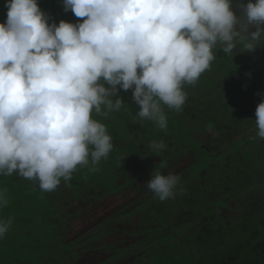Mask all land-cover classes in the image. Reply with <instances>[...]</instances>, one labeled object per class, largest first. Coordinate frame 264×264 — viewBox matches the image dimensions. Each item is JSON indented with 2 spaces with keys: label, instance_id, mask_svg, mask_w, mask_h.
I'll return each mask as SVG.
<instances>
[{
  "label": "trees",
  "instance_id": "16d2710c",
  "mask_svg": "<svg viewBox=\"0 0 264 264\" xmlns=\"http://www.w3.org/2000/svg\"><path fill=\"white\" fill-rule=\"evenodd\" d=\"M38 3L49 23L82 22L64 11L63 0ZM247 3L233 0L237 16V5ZM257 46L245 52L238 44L229 54L214 49L210 68L194 86L184 85L183 109L164 106V130L140 119L131 90H120L119 111L92 113L113 150L95 170L91 162L78 166L54 191L16 173L0 175L7 201L0 221H11L0 239V264H77L84 252L94 257L85 264H264V140L243 135L256 128L264 97V40ZM161 140L166 147L157 155L149 145ZM161 161L163 174L180 177L175 197L165 201L146 185ZM117 195L122 209L101 221L97 212L90 228L72 236L85 208Z\"/></svg>",
  "mask_w": 264,
  "mask_h": 264
},
{
  "label": "clouds",
  "instance_id": "9594fccd",
  "mask_svg": "<svg viewBox=\"0 0 264 264\" xmlns=\"http://www.w3.org/2000/svg\"><path fill=\"white\" fill-rule=\"evenodd\" d=\"M0 23V175L16 173L54 191L78 166L93 170L113 150L107 116L131 90L142 120L167 128L164 106L180 112L184 85L194 86L218 48L253 52L264 40V0H63L82 22L49 23L38 0H6ZM244 53V52H243ZM115 97V100L112 98ZM264 140V97L256 107ZM157 155L165 143L153 141ZM147 188L160 201L174 198L178 175L161 161ZM7 204L0 193V207ZM11 221H0V239Z\"/></svg>",
  "mask_w": 264,
  "mask_h": 264
},
{
  "label": "rangeland",
  "instance_id": "374dc122",
  "mask_svg": "<svg viewBox=\"0 0 264 264\" xmlns=\"http://www.w3.org/2000/svg\"><path fill=\"white\" fill-rule=\"evenodd\" d=\"M257 131H258L257 127L255 129L251 128V129H248L243 135H246L247 137H253L257 133ZM137 175L141 176V179H139V181H141V185H143V182L147 181L146 180L147 177L142 176V171L137 173ZM123 199L124 198L121 195L104 198L103 201H101L99 204L96 205L95 207L96 209L94 207L85 208L80 203H78L77 206L85 208V211H84L85 216H84V219H82L75 225L72 236H75L78 233H82L87 228H90L93 225L92 223L94 222L93 217L97 214V212H98L97 216H99L100 218L99 221H101L104 219V217L110 215L111 213H114L117 209H122L121 207L125 205V202L123 201ZM231 206L234 209L236 207L235 205H231ZM84 254H85V257H83L81 261H78L77 264L89 263L90 259L94 258L92 256H89L87 252H84Z\"/></svg>",
  "mask_w": 264,
  "mask_h": 264
}]
</instances>
